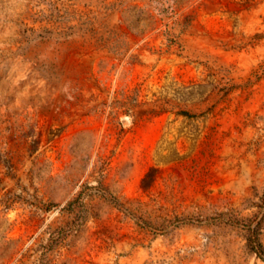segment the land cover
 Instances as JSON below:
<instances>
[{
	"label": "rangeland",
	"instance_id": "374dc122",
	"mask_svg": "<svg viewBox=\"0 0 264 264\" xmlns=\"http://www.w3.org/2000/svg\"><path fill=\"white\" fill-rule=\"evenodd\" d=\"M0 264H264V0H0Z\"/></svg>",
	"mask_w": 264,
	"mask_h": 264
}]
</instances>
